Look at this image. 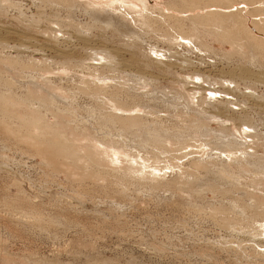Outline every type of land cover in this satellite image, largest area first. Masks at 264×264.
Segmentation results:
<instances>
[{
  "label": "rangeland",
  "instance_id": "374dc122",
  "mask_svg": "<svg viewBox=\"0 0 264 264\" xmlns=\"http://www.w3.org/2000/svg\"><path fill=\"white\" fill-rule=\"evenodd\" d=\"M10 1L17 5L11 8ZM96 1V8L100 9L101 0ZM148 1L151 5L156 4L157 7L163 6L166 2V0ZM6 2L9 6H5L0 1L2 3L0 8L4 9V12L0 11V42H2L0 43V59L3 58V61H0V73L8 79L10 78L11 81L13 80L12 82L15 85L12 91L17 96L25 95L28 90L32 92L31 82L33 78L35 81L38 80L34 69L29 71L25 68H17L18 65L30 60L29 58L39 61L44 58L57 60L62 55V52L66 51L71 56L68 58L78 61L81 58L88 59L90 52L93 53V51L99 50L104 55L108 51L116 57V60L127 61L133 59V69H129L128 73L131 74L130 71H133L141 76L144 75L143 65L148 62V59H146L148 56H152L154 59L161 60L164 63L169 61L168 58L171 54L167 52L169 50L167 48H170V45L164 43L162 39L160 41L159 38L161 37L159 35L146 37L141 35L142 39L137 38V40H142V42H135L130 37L115 38L112 35V31H100L99 28L86 31L85 34H83V31L79 34L75 29H72L70 35L66 36L68 37L66 44L70 41L66 45L63 44L65 41L59 40L55 42L47 34H41L42 29L43 32L45 29L47 31L51 28L58 29V23L62 24L66 18H64L66 16L65 13H61V9H58L60 10L59 13L49 7L44 10L39 9L38 6L36 7L39 0H6ZM82 8L83 4L79 5L76 11V22L93 23L82 11ZM106 11L109 12V15L112 14L110 10ZM106 11L102 13L95 12V14L106 15ZM123 23L124 25L126 24L125 26L129 30L130 28H132V31L133 28L137 29L131 21H123ZM62 34H57L60 39H62ZM75 35L79 36L76 37ZM82 38H86L88 42L84 43L86 39L83 40ZM27 40L30 41V44H26L21 48L22 42ZM56 44L60 46L57 47ZM210 44V50L203 52V54L197 51L191 52L190 49L173 47L175 51L177 50L181 53L180 56L183 60L194 62V67L196 68H194L195 70L192 68L189 71L190 73L198 71L196 74L202 75L198 80H193L194 85H181L179 82L180 70L174 69L168 77L162 78L160 76L159 81L152 85H143V81H136L135 78H131L127 79V82L121 88V93L124 95H129L136 99L145 97V100L148 97L147 104H152V106L155 104V110L160 117L155 120L153 127L162 136L169 137L172 143V146L167 145L169 152L166 153V156L164 154L163 156L161 155L162 159L159 167L163 168L168 164L164 163L165 157L184 158L191 150L197 153L188 157L190 159L186 158L179 163L186 166L196 160L204 164L205 167L200 173L194 172L189 174V176L185 171L181 175L179 169L171 172L169 169L165 170L167 173L165 181L181 180L176 187H160L153 190L144 185L155 184L156 179L154 177H138L134 179L135 182L130 181L136 185H128L126 187V189L129 188L130 190H126V196L123 194V196L118 195L116 192L117 196L114 193L108 194L109 191L105 195L104 191H106L107 186L111 185L109 183L111 180H100L95 176H89L87 174L89 172H86L83 181L74 182L65 173L53 174L52 171L50 172L51 169L46 166L43 158L26 155L25 151L29 147H25L22 142L12 140L8 137L5 130L0 129V264H264V260L257 258L259 255L257 251L261 250V243L251 242L248 238V235L254 234L252 230L259 228L258 225L264 219L262 218L264 212V184H261V186L250 185L255 179H264V114L260 113L254 106L253 100L246 102L245 108L240 110V107L237 106V96L234 93L225 96L222 93L211 94L209 92L206 93L208 102L209 98L212 99L213 97L217 100L224 99V102L229 103H226V106L231 104V112L230 109L228 111L224 109L221 121H219L221 117L217 120L218 118L213 119L211 115L199 114L198 108L201 106L199 101L204 95V90L215 89L222 91L227 88L232 90L234 85L230 82L227 83L226 79L232 80V77L235 79L237 77L232 71L237 66L238 61L224 57L225 55H232L230 53L232 52V47L227 43L208 42V45ZM64 45L68 47L64 48ZM54 46L57 48H54ZM70 51L72 53H68ZM94 54L95 52L91 54V58H93ZM100 56L98 59L101 58ZM103 57L105 58V55ZM87 59L86 61L90 60ZM12 60H17L16 66L13 65ZM98 63L100 64V61ZM256 68L261 70L260 67ZM147 71L151 75H158L160 72L159 66L154 64H149ZM56 76H60L59 73L48 77L57 78L58 83H63ZM194 76L192 73L189 77ZM68 78H72L75 81L82 78V75L70 73V77L66 76L65 81ZM261 78L262 75L260 79L256 77V79L248 80L247 85L256 87L257 95L260 96L262 103H264V76ZM0 82L2 81L0 80ZM37 82L40 83L39 80ZM240 82L244 85L242 80ZM108 83L110 84L111 81ZM17 84L19 85L17 86ZM40 85L43 84L40 83ZM194 89L196 91L192 92ZM4 90V85H1L0 91ZM40 92H43L41 93L43 97L50 94L44 89L43 91L40 90ZM246 93H250V90L246 91ZM60 96H57V98H73L72 107L78 117L86 120L87 124L97 128L95 114L91 112L94 104L89 95L79 94L71 96L69 94ZM93 99L97 101L94 96ZM241 102H244V100L242 99ZM174 103L179 108L184 106L187 108L189 104L191 109L187 111L182 108L178 112L173 110V114L166 112L171 111ZM215 103V101H211L210 106L205 104L203 107L209 108V111L225 107L223 103L222 106L219 103ZM232 110L236 113L235 115ZM21 112L23 113L24 111L21 110ZM240 115L251 116L250 123L255 130H243V128L239 130L238 121L245 120V118L239 117ZM52 117V115L47 116V120L50 123L56 122V119ZM144 118L146 119L147 117L144 116ZM201 121L205 125L200 130L197 127V123ZM97 129L96 131H98ZM177 129L185 133L178 132ZM246 132L249 133L248 135H257L258 138H250L252 141L248 137L243 140L240 139L242 138L240 136H245L244 133ZM232 133L235 136H232ZM259 134L261 135L259 136ZM144 136L147 137V135ZM225 136L228 137V141L222 139ZM189 137L197 138L196 144L194 142L190 143V145L196 146L181 151V147L177 145L178 142H183ZM234 137L238 139L240 144L237 140L235 141ZM255 140L258 141L255 142ZM126 141H128L127 144L130 149H138L142 154L143 149V151L148 149L147 152L154 153L155 151L157 153L156 148L159 146L157 143L148 142L144 144L143 137H140L139 140L131 139ZM225 144L227 149L223 148ZM244 145L245 147H251L248 151L250 154L245 158L246 160L232 159L231 161L223 153L219 154L226 150L238 151L241 148L242 151H245ZM157 154L159 155L160 153L158 152ZM226 154L230 155L228 152ZM238 154L240 155L239 152ZM220 159H223L226 163ZM215 161L216 163H214ZM207 164L210 165L208 166ZM222 166H224V169L226 167L229 172L226 171L224 173ZM218 170H221L224 176L228 172L229 174H226L227 177L234 173L235 175L232 174L228 178L230 180V178L234 177L231 179L233 180L232 182L239 180V178L241 180L233 183V187L230 185L228 186L229 188L226 186L227 188L225 189L223 180H220L222 183L219 184ZM75 172L78 173V176H84L82 171L76 169ZM49 176L52 177L50 178ZM235 177L238 178L234 180ZM180 182H182L181 185ZM237 183L239 186H237ZM93 186L96 188L95 190ZM82 197L84 201L81 199ZM34 205L45 216L60 218L64 225H49L47 228L31 226L26 222L23 213L31 207H35ZM230 212L234 215H229ZM241 212H244L245 215L242 213L244 217L241 216L240 218ZM226 214L231 218H225ZM236 214L239 215L236 216ZM244 218L247 219L245 220ZM248 220L252 222L250 223L251 225H249ZM245 221L247 222L245 223ZM219 222H223L224 225H220ZM254 222L257 223L254 224ZM226 225L232 226L233 230H228L225 227ZM250 226H252V229ZM63 227L67 229L65 230ZM240 227H244L245 231H241ZM237 228L238 230H236ZM249 231L252 232L250 233ZM261 251H264V249Z\"/></svg>",
  "mask_w": 264,
  "mask_h": 264
},
{
  "label": "bare ground",
  "instance_id": "6f19581e",
  "mask_svg": "<svg viewBox=\"0 0 264 264\" xmlns=\"http://www.w3.org/2000/svg\"><path fill=\"white\" fill-rule=\"evenodd\" d=\"M0 1H2V3L5 4V6H9L6 0H0ZM100 2L101 3L99 5H101L100 8L101 10L96 8L97 7L96 0H86V1L39 0V2H37L38 5H36V7L38 6L39 9L44 10L47 7H49L57 11L58 13L60 12V10L58 9H61V13L64 12L66 15L64 16V18L66 17L65 20L64 21L62 20L63 21L62 24L58 23L57 21V23L59 24L58 29L55 30L51 28L49 29V31L45 29L43 32V29L41 28L42 29L41 34H47L49 38L54 40L55 42L59 40H62V42L65 41L63 42V44H66V41L68 40V37L66 36L70 35L72 29L73 30L75 29L79 34L82 31L83 34H85L86 31H91L92 29L94 30V28L97 29L99 28L100 31L101 30L109 31V32L112 31V35L115 38L122 39L125 37L128 38L130 37L131 39L133 38V41L135 42H142V40H137V38L142 39L141 35L143 37L151 36V35L152 36L159 35V37H161V38L158 37L160 41L162 39L164 43L170 45V48H167L169 49L167 52L171 54L168 58L169 61L164 63L161 60L154 59L152 56H148V55H147L148 58H146L148 59L150 65L154 64L159 66V70H160L159 74L151 75L148 73L147 71L149 66L148 62L147 63L145 62V64L143 65L144 75L141 76L139 75V73H134L133 71H130L131 74H129L128 73L129 69H133V59L130 58L131 60H127V61L116 60V57L111 55L110 52L108 51H106V53L104 54L105 58L103 57L104 55H102V52H99V50L93 51V53L95 52V54H97V55L94 54L93 58H96L94 60L93 58H91L92 57L91 54L93 53L90 52L88 59L86 58L87 60L90 59L89 61H86L85 58L83 59L81 58V60L78 61L72 58H68L70 55L67 54L66 51L62 52V55L57 60H54L53 58L52 59L44 58L39 61L37 59L34 60L33 58H29L30 60L18 65L17 68H22V69L25 68L28 69L29 71L30 69H34L36 72V77H38L37 79L43 85H40V83L37 82L38 80L36 79L37 81H35V79L33 78L31 82L32 85L31 87L33 88V91L31 92L28 90L25 95L17 96L12 91L15 85L12 82L13 80L11 81L10 78L8 79L7 77H5L3 74L0 73V76H2L0 79L2 81L0 82V86L4 85L5 88L4 91H0V129L5 130L8 137L11 138L12 140L22 142L25 145V147H29L25 151L26 155H28L29 157L31 156V157L43 158L46 163V166L48 167V169H51L50 172L52 171L53 174L58 175L60 173H65L69 178L71 177L70 180L74 182L78 180L83 181L86 172H89L87 173L89 176H95L100 180H104V179L111 180L109 181L111 185L107 186L106 191H104L105 195H107V191H109L108 194L111 193L115 194L116 192L118 195L126 196L127 195L126 190L127 191L129 190V188L126 189V187L128 185L130 186L136 185L130 181H134V179L138 177L141 178L154 177L156 179L155 184L148 185L145 183L146 185H144L147 186V188H151L153 190L158 189L160 187H165V188L176 187L179 184V181L181 180L175 179V181L173 182H167V180L165 181L167 175L165 170L169 169L171 172L172 170L176 171V169H179L181 175L183 171H185L189 176V174L194 172L200 173V171L205 167L204 164L201 161H196L195 159H194L195 161L190 162L186 166L181 165L179 163L184 161L186 158L190 157L191 155L197 153L194 150H191V152L186 154L184 158H174L173 156L171 158H168L169 156L165 157L164 163L166 162L169 165L167 164L163 168L159 167V163L161 162L163 154L166 156V153L169 152L168 151L169 148H167L168 147L167 145L172 146V143L169 137L162 136L158 131L155 130L156 128L153 127V123L155 122V120L160 117L159 113L155 110L156 109V107H154L155 104L154 106H152V104L151 105L147 104L146 101L148 97L145 100L144 99L145 97L136 99L129 95H124L121 93V88L127 82V79H131V78L132 79L135 78L136 81H143L144 82L143 85L146 84L152 85L153 83H156V81H159L160 76L162 78L168 77V75H170L174 71V69L180 70L179 82L181 85L183 86H187L189 84L194 85L195 83L193 80L195 79L198 80L202 75H199V73L196 74L198 71H196V73L195 71L190 73L189 71H191L192 68L193 69L196 68L194 67V62L192 63L183 60L182 57L180 56L181 53H179L177 50L175 51V48L173 47H177L180 49L182 48L190 49L191 52L197 51L198 53L203 54V52H207L210 50L209 46H211V44L208 45V42L227 43L229 44V46L232 47L231 50L232 52H230L232 53V55H229L230 57L228 55H225L224 57H227L226 59L232 58V60L236 59L238 61L237 66L234 67L232 71L234 75L235 74L237 75L236 79L234 77H232V80L226 79L227 83L230 82L234 86L232 90L228 88L222 91L215 89L204 90L205 91L204 95L199 101L201 103V106H199L198 108L199 114H204L209 116L211 115L213 119L218 118L217 120H219V117H221L219 120L221 121L223 116L222 114H224L223 112L224 109L226 111L230 109L231 112V107H230L231 104L226 106L225 104L227 102H224L225 101L224 99L217 100L216 98L213 97L212 99L209 98V102H208V96L206 95L207 92L211 94L222 93L225 94V96L234 93V95L237 96V100H238L237 106L240 107V110H243L245 108L246 102L253 100L255 104L254 106L258 109L260 113L262 112L264 114V103H262L260 96L257 95L256 87L253 85H247L248 80L256 79V77H259L260 79L261 75L262 78L264 76V71H263L264 70V0H166L164 5L161 7H157L156 4L151 5L148 0H101ZM9 3H11V1ZM82 4H83L82 11L89 17L88 19H91V21H93V23L76 22L77 21L75 18L76 11L79 5ZM10 5L11 8H14L12 6H16L17 4L12 2ZM3 10L4 9L0 8V11L4 12ZM106 10H110V13L112 12V14L109 15L108 14L109 12H107ZM104 11L107 12L106 15L100 16L95 14V12L102 13ZM123 21L125 22L131 21V23L133 22L134 25L137 27V29L135 30L133 28L132 31L131 30L132 28H130L131 30L130 31L129 29L126 28L125 26L126 24L124 25ZM58 33H63L62 39L58 37L57 35ZM87 39L84 41V43L88 42ZM69 43L70 41L68 42V44ZM26 44H30V41L28 40L23 41L21 48H23L24 45ZM66 45H64V48L68 47ZM1 46L3 45L1 44ZM56 46L58 47L60 45L56 44ZM56 46H54V48ZM68 53H72V52L70 51ZM55 54L57 55V53ZM99 56L101 57L100 59H98ZM2 59H0V61H3ZM16 61L17 60H12L14 66H16ZM96 61L98 62L100 61V64ZM256 67H260L261 70ZM56 73L57 74L59 73L60 76H56V77H59V80L63 81V83L61 82L58 83L57 78L52 79V77H48ZM70 73L81 74L82 78L75 81L72 80V78L70 79L68 78L69 81L68 80L65 81V77L66 76L70 77ZM192 73L195 76L190 78L189 76ZM239 79L243 81L244 85H242V82H240ZM109 81H111L110 84L108 83ZM18 85L19 84H17V86ZM17 86L15 87L17 88ZM43 89L46 92L50 93L49 96L46 95V97H43L41 95V93L43 92H40V90L43 91ZM248 90H250V93H246V91ZM195 91H196L195 89L192 90V92ZM69 94L71 96H76L81 94V95H89L91 97L94 104L92 108L93 111L91 112L92 114H95L94 116L96 117L95 124L98 129L90 124H87L86 120H83L78 117L77 113L72 107L73 98L72 99L71 98L67 99L66 97L65 99L57 98V96L59 95L62 96ZM93 96L96 97L97 101L93 99ZM242 99L244 100V102H241ZM211 101L213 102L215 101L216 103H219V105L221 106L224 104L225 107L217 108L216 110H214L215 112L209 111V108L203 107L205 104L206 106H210ZM182 108H185L187 111L191 109L189 104L187 108L185 106ZM182 108H179L178 105L174 103V105L171 107V111H166V112H171L173 114V110L175 112H178ZM21 110L24 112L22 113ZM232 111L235 115L236 113L234 112V110ZM49 115H52L56 119V122L50 123L47 120V116L49 117ZM143 115L146 116L147 118L145 119ZM239 117L241 118L243 117V119L245 118L244 121L241 119H240L241 121H238L240 125L239 130H241V128H243V130L254 129L253 125H251L250 123L251 116L240 115ZM204 125L205 123L203 121L197 123V127L200 130L204 127ZM96 129L98 131H96ZM177 130L178 132L185 133L184 131H181L179 129ZM246 133H244L245 136H240L242 137L240 139L243 140L247 137L249 139L257 137V135H248L249 133L247 134ZM254 134H258V133L255 132ZM144 135H147V137ZM260 135L261 134H259V136ZM232 136L235 135H233L232 133ZM140 137H143L144 144H147L148 142L157 143L159 145L156 148L157 153L159 152L160 154L158 155L155 151L154 153L153 152L150 153V151L147 152L148 149L147 151H143L144 150L143 149L142 150L143 154L139 152L138 149H133L132 147H131L132 149H130V146L127 144L128 141L126 140H131V139L139 140ZM227 138L228 137L225 136L222 139L227 140ZM234 138L235 141L237 140L238 142V139H236V137ZM196 139L197 138L195 137H189L183 142H178L177 145L181 147L180 150L182 151L189 147L196 146V145H190L191 142L195 143ZM256 141L258 140H255V142ZM223 148L227 149L226 144L225 147ZM244 148H246L245 151H242L241 148L238 151L226 150L225 152H220L219 154L221 155L223 153L224 156L230 159L231 161L232 159L241 160L247 158V156L250 154L248 151L251 147H245L244 145ZM226 152L230 153V155L226 154ZM238 152L240 153V155L238 154ZM174 161H176V163H174ZM214 163H216V161ZM237 164L239 165V163ZM222 167L224 169V166ZM226 167H225L226 170L224 169V173L228 171L227 169L228 167L227 168ZM76 169L82 171L84 176L81 175L78 176L77 175L78 173L75 172ZM224 173H222L221 170L218 172L220 178L218 181L219 184H221L222 182L220 180H223L225 189L230 185L231 187H233L232 186L233 183L241 180L239 178V180L232 182L233 180L231 179L234 177L230 178L231 181L228 178L234 173H232L228 177L226 176L227 173L225 174V176ZM49 177L51 178L52 176ZM248 177L250 178L249 175ZM236 178L238 177H235L234 180H236ZM181 183L182 182H180V185ZM261 184H264V179H255L250 185L261 186ZM140 186L143 185L141 184ZM237 186H239L238 183ZM95 189L96 188L94 187V190ZM88 194H92V193H88ZM117 194L115 195L117 196ZM83 197L81 199L84 201ZM36 207L37 206L31 207L25 213H23L26 222L31 226L47 228L49 227V225L51 226L52 225L58 226L57 224L64 225L61 222L60 218L57 219L49 215L45 216L43 212L39 208L37 209ZM242 213L243 215H245L244 212H241L240 218L241 216H243ZM229 215L232 216L234 214L230 212ZM229 215L226 214L225 218L227 217L231 218ZM238 215L236 214V216ZM262 216H263L262 218H264V212ZM247 218L249 217L247 216ZM247 218L244 219L246 220ZM249 221L250 220H248V222ZM246 222L247 221H245V223ZM250 223L252 222H249V225H251ZM255 223L257 222H254V224ZM263 223H264V219L262 220L261 224L258 225L259 228L252 230L254 234L251 236L248 235L249 236L248 238L251 242L261 243L260 246L261 250L264 249ZM219 224L222 226L224 225L223 222H219ZM225 227L228 230H233L232 226L226 225ZM250 227L252 229V226ZM236 230H238V228ZM240 230L245 231V228L240 227ZM252 231L249 232L251 233ZM261 250L257 251L259 254L257 258L263 261L264 251Z\"/></svg>",
  "mask_w": 264,
  "mask_h": 264
}]
</instances>
